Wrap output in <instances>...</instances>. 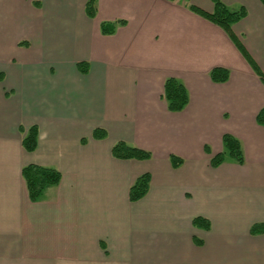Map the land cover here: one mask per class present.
Listing matches in <instances>:
<instances>
[{
  "label": "crops",
  "instance_id": "crops-1",
  "mask_svg": "<svg viewBox=\"0 0 264 264\" xmlns=\"http://www.w3.org/2000/svg\"><path fill=\"white\" fill-rule=\"evenodd\" d=\"M88 1L0 0V264H264V233L249 231L264 223V85L188 8L212 12V0H93V17ZM218 1L245 10L231 32L264 75V0ZM214 67L227 81L210 79ZM169 77L187 91L181 112L162 98ZM96 128L106 136L94 139ZM224 134L244 162L211 167ZM119 141L151 157L117 159ZM27 165L61 174L36 202ZM144 174L147 193L131 202Z\"/></svg>",
  "mask_w": 264,
  "mask_h": 264
},
{
  "label": "trees",
  "instance_id": "trees-1",
  "mask_svg": "<svg viewBox=\"0 0 264 264\" xmlns=\"http://www.w3.org/2000/svg\"><path fill=\"white\" fill-rule=\"evenodd\" d=\"M92 2L93 0H89L86 7V12L90 17L94 16V7ZM212 2V12L203 11L193 5H190L188 8L190 11L221 28L229 36L264 85V75L260 72L256 64L249 58L240 41H237L235 35L231 32L232 25L246 15L245 10L240 8L233 11L228 9L218 0H212ZM115 25V23L102 24L100 26L101 32L103 34H111L114 32ZM77 68L81 73H86V63H78ZM228 75V70L221 67H214L209 72L210 79L216 83H223L227 81ZM162 98L166 102L167 109L171 112H181L188 103V95L184 85L173 77H169L164 81ZM255 121L258 125L264 126V107L257 113ZM105 136L106 132L103 129L96 128L92 132V137L94 139H102ZM37 137V128L35 126L30 127L23 135V148L28 152L33 151L37 145ZM222 148L223 150L220 153L211 158V167L219 166L227 158L233 160L237 164H242L244 162L241 144L238 139L229 134H224L222 136ZM111 154L117 159L147 160L151 157L149 152L129 146L122 141L117 142L111 148ZM170 161L173 167H178L182 163L181 159L172 155L170 156ZM21 175L25 181L28 197L31 202L38 201L47 187L56 186L61 177L60 172L56 169L38 165H27L23 167ZM149 179V175L144 174L134 181L128 194L131 202L138 201L145 196L149 187ZM193 224L196 227H202L204 229L209 228V222L203 218H195L193 220ZM249 231L252 235L263 234L264 223L260 222L253 224Z\"/></svg>",
  "mask_w": 264,
  "mask_h": 264
}]
</instances>
